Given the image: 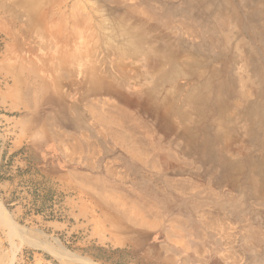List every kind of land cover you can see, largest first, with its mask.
<instances>
[{
  "label": "rangeland",
  "instance_id": "obj_1",
  "mask_svg": "<svg viewBox=\"0 0 264 264\" xmlns=\"http://www.w3.org/2000/svg\"><path fill=\"white\" fill-rule=\"evenodd\" d=\"M263 11L258 0H0V211L18 227L0 221V264H264V52L254 74L236 47V13ZM159 36L173 48L148 50ZM15 37L26 58L76 44L96 61L1 62ZM226 48L239 56L230 67L213 61ZM95 66L111 88L79 102ZM215 68L225 90L197 91ZM45 83L58 87L51 102ZM243 94L257 101L249 120Z\"/></svg>",
  "mask_w": 264,
  "mask_h": 264
},
{
  "label": "bare ground",
  "instance_id": "obj_2",
  "mask_svg": "<svg viewBox=\"0 0 264 264\" xmlns=\"http://www.w3.org/2000/svg\"><path fill=\"white\" fill-rule=\"evenodd\" d=\"M23 1V0H22ZM260 1L262 4H264V0H258ZM126 5V3H125ZM129 5V4H127ZM139 7V6H138ZM136 8V7H135ZM152 9V8H151ZM155 10V9H154ZM116 11V10H115ZM114 11V12H115ZM149 11V10H148ZM264 12V11H263ZM135 13V12H134ZM155 13V12H154ZM163 15V14H162ZM156 18V17H154ZM162 18V17H161ZM236 18L238 20V22L241 24V32L244 34L243 38H240L239 41L236 43V47L241 50V54H240V61H242V66L247 69L248 71V67L250 66L251 69L254 70V74L258 73V67L256 65L257 62H254V56L255 53L257 51V47H259V49L261 48L264 52V14H261L259 17H254L251 16L249 14H238V12L236 13ZM153 20V19H152ZM156 20V19H155ZM199 20V19H198ZM161 21V20H160ZM173 22V21H172ZM179 22V21H178ZM168 23V22H167ZM181 23V21H180ZM199 23V22H198ZM52 25V24H51ZM177 25V24H176ZM184 25V23L182 24ZM167 27V26H166ZM169 27V26H168ZM176 27V26H175ZM174 28V27H173ZM181 28V27H180ZM190 28V27H189ZM188 28V29H189ZM192 28V27H191ZM147 29V28H146ZM175 29V28H174ZM187 29V30H188ZM165 30V29H164ZM171 30V29H170ZM192 30V29H191ZM89 31V30H88ZM171 32V31H170ZM193 32V31H192ZM191 32V33H192ZM194 33V32H193ZM154 34V33H153ZM177 34V33H176ZM186 34V33H185ZM240 34V32H239ZM188 36V33H187ZM173 38V37H172ZM190 38V37H189ZM193 38V37H192ZM191 38V39H192ZM156 39H161L164 40V43L162 44H158V46H154L156 43ZM142 42L146 41L145 38L139 39ZM171 40V39H169ZM167 40V38L165 36H159V37H150L148 38V42L149 43V47H147L148 50H151L154 48L153 51H158L160 53L164 52L166 53L170 47H172L173 43L171 41ZM177 40V38H176ZM163 42V41H162ZM158 43V40H157ZM177 44V42L175 43ZM37 47V46H36ZM146 51V50H145ZM172 51V50H171ZM231 48H226L224 51L216 54L213 56V61H219L221 60L222 62H225L229 67L233 62H237V60L239 59V56L236 54H232L231 52ZM152 52V51H151ZM34 53V52H33ZM89 53V52H88ZM86 53V57H85V61L86 62H79V65H91V63L95 64L96 61L94 60L93 54L91 53ZM74 58V57H73ZM109 58V57H108ZM173 62H179L176 58L173 59ZM196 65L200 64L199 62L201 61H196ZM47 64L49 63H54V62H46ZM59 63V62H57ZM74 62H69L70 65H72ZM55 64V63H54ZM75 64V63H74ZM105 64V63H104ZM103 64V65H104ZM108 64V63H107ZM111 64V63H110ZM224 64V63H223ZM74 66V65H72ZM244 69V70H245ZM116 70V69H115ZM40 71V70H39ZM256 72V73H255ZM116 75V74H115ZM114 76V75H113ZM221 76L219 73L218 69H213L211 75L208 77L207 83L204 84H199L197 87V91L202 92L203 89L205 88H209L208 90H212V89H217L220 93L223 92L225 90V81H221V82H217L218 77ZM75 80V79H74ZM114 80V79H113ZM57 81V80H55ZM64 82V81H63ZM62 83V82H61ZM117 83V82H116ZM248 83L250 84V81H248ZM247 84V83H246ZM119 85V84H118ZM74 86V85H73ZM245 85L241 86L240 89H238L236 92H241V90H243V87ZM110 84L108 83V81L104 80L101 77L99 68L97 66L94 67L93 71H91L90 75L85 77V79L82 81L80 88L78 89V91L80 93H78V100L79 102H83L85 100L86 97L95 95V93L102 91L104 89H110ZM58 87L57 85L53 84V85H49L47 83L43 84V86H40V92L43 96L44 101L46 102H51L53 101V92L55 90H57ZM60 89V88H59ZM72 91V90H71ZM64 92V91H63ZM235 93V90L233 91ZM256 92L258 93V91L256 90ZM72 93V92H71ZM203 93V92H202ZM62 94V93H60ZM103 94V93H102ZM101 94V95H102ZM195 93L191 94L190 99L193 100L194 102H197L199 104H201V108H206L209 105H213L216 107V109H218L219 107L218 104H220L219 102L221 101L218 98H216L215 95H212V97H210L209 99H204L202 97L196 96ZM64 95V94H63ZM130 97V96H129ZM75 98V97H74ZM77 101V100H76ZM126 101V100H125ZM241 102H242V108H240V113H242L244 116H246L248 118V120L250 119V116L252 115V111L253 108L257 105V101L256 99H249L245 94L242 95L241 98ZM87 103V101H86ZM130 104V103H129ZM198 104V105H199ZM228 104V103H227ZM226 104V105H227ZM88 106V105H87ZM85 107V106H84ZM95 105H92V108H94ZM95 110H93V113L98 115V116H103L104 110H102L101 108H94ZM116 119V118H115ZM105 120V119H104ZM109 122V121H108ZM110 123V122H109ZM242 124V123H241ZM236 130V129H235ZM234 130V132H235ZM237 134V133H236ZM130 139V138H129ZM129 142V140H128ZM137 147V146H136ZM135 147V148H136ZM134 150V149H133ZM140 152V151H139ZM146 154V153H145ZM144 216V215H143ZM0 221L3 224H6L7 226H9V228L12 231H18V227L17 225L14 223L13 219L6 214L4 211H0ZM193 232V231H192ZM193 234V233H192ZM185 236V235H184ZM183 236V237H184ZM188 236V235H187ZM189 238V237H188ZM185 240V238H184ZM195 240H193L194 242ZM186 243V242H185ZM184 244V242H183ZM193 247V246H192ZM185 248V247H184ZM195 249V248H194ZM188 250V248H187Z\"/></svg>",
  "mask_w": 264,
  "mask_h": 264
},
{
  "label": "crops",
  "instance_id": "obj_3",
  "mask_svg": "<svg viewBox=\"0 0 264 264\" xmlns=\"http://www.w3.org/2000/svg\"><path fill=\"white\" fill-rule=\"evenodd\" d=\"M24 35V33H22ZM34 38V37H33ZM42 39L46 41V43L49 45L48 41L49 36L46 35H42ZM15 41L16 43H18V49L16 50L17 53H15L14 56L9 55L8 57L4 58L1 60V62H86L85 57H86V53L84 50L81 49V47L79 46V48H76L77 45L75 44L74 49L73 50H69L66 51V53L62 52L61 53V48L59 49L56 45H54L55 47V51L54 54L52 55L53 60L49 59H42L43 55H39L36 58L33 57L32 54L29 55L28 58L24 57L25 52H28V50H23L21 48L22 44L20 41H22V39L20 37H15ZM74 57V58H73ZM100 161L94 162L92 161L91 163H99Z\"/></svg>",
  "mask_w": 264,
  "mask_h": 264
}]
</instances>
